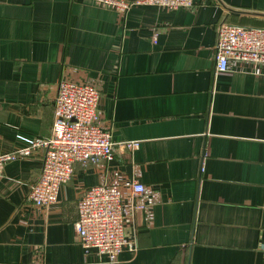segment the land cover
<instances>
[{"label":"crops","instance_id":"0c3cea01","mask_svg":"<svg viewBox=\"0 0 264 264\" xmlns=\"http://www.w3.org/2000/svg\"><path fill=\"white\" fill-rule=\"evenodd\" d=\"M222 22L264 27V0L123 14L96 0H0V155L52 134L62 78L97 84L114 142L110 159L75 164L51 207L29 199L43 149L5 165L0 264H264V66L216 70ZM133 182L145 190L131 198ZM102 183L119 187L137 244L112 263L75 230L78 201Z\"/></svg>","mask_w":264,"mask_h":264},{"label":"built area","instance_id":"2783aa9c","mask_svg":"<svg viewBox=\"0 0 264 264\" xmlns=\"http://www.w3.org/2000/svg\"><path fill=\"white\" fill-rule=\"evenodd\" d=\"M105 6L125 13L132 5L149 4L168 8H190L195 0H96ZM156 34L153 35V41ZM252 67L264 66V27H248L222 22L216 41V70L224 72L230 63ZM101 92L96 83L62 78L58 83L54 103V121L49 137H36L17 151L0 155V177L5 165L12 160L33 155L43 149V167L39 180L32 185L29 199L37 206L51 207L58 203L60 189L75 172L76 163H98L110 159L114 142L111 132L104 128L99 117ZM128 149L138 147L137 141L121 143ZM140 182L130 185V197L142 194ZM142 205H136L140 208ZM129 209L116 184L102 183L87 189L78 201L76 234L85 249L96 248L112 263L124 249L136 251L134 239L125 235Z\"/></svg>","mask_w":264,"mask_h":264}]
</instances>
